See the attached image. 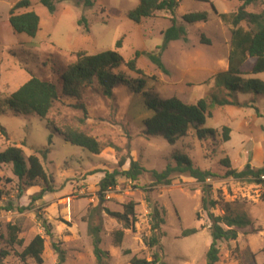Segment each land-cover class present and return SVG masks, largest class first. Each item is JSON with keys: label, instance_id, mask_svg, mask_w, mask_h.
Here are the masks:
<instances>
[{"label": "rangeland", "instance_id": "rangeland-1", "mask_svg": "<svg viewBox=\"0 0 264 264\" xmlns=\"http://www.w3.org/2000/svg\"><path fill=\"white\" fill-rule=\"evenodd\" d=\"M19 1L0 0L1 101L32 75L60 85L62 73L76 62L77 53L95 55L117 50L119 40L122 44L117 51L126 61L140 53L137 67L146 76L144 92L163 99L178 98L186 104L200 99L210 102L213 95L227 96L225 90L215 86L214 77L228 71L233 28L229 20L220 16L236 12L239 0H179L174 15L157 12L140 24L127 17L139 0H91L93 7H86L83 0H62L54 13L43 7L40 0H30L41 20L34 39L16 35L10 26L9 11ZM263 4L261 0L247 10L261 12ZM194 13H206L207 21L186 23L184 17ZM81 17L87 19L83 27L78 26ZM174 21L186 29L187 40L173 41L163 52L161 59L168 71L164 73L147 55H160L158 47L164 44V32ZM119 72L127 79L136 77L126 68ZM251 78L264 82V73ZM114 95L112 99L104 98L96 87L82 89L80 100L62 93L48 115L49 123L56 128L75 125L96 137L104 146L100 155L68 144L37 115L16 114L2 103L0 153L18 146L26 158L37 155L55 190L32 201L43 183L21 190L22 184L12 174V165L1 168L0 175L13 180L0 184V254L9 253L2 263L36 264L33 259L22 261L20 254L40 234L45 237L43 264L58 263L54 245L64 251L65 264H97L88 232L91 216L102 227L101 247L109 253L107 264H131L133 258L151 262L154 254H159L166 264H207L211 222L201 208L202 185L179 174L173 175L171 185H157L152 174L163 172L167 166L174 167L175 157L186 155L195 167L218 176L207 181L212 186L213 198L219 201L213 213L222 216L229 205L233 215H246L252 222L238 230L236 241L220 243V260L216 264H264V183L225 178L226 169L221 165L225 157L237 170L244 169L245 160L254 168L264 162V95L239 93L238 99L245 106L215 107L206 128L218 132L216 142L199 141L191 132L174 145L163 137L145 134L142 124L150 113L145 109L142 93L134 94L126 85H120L114 89ZM254 107L261 117H257ZM223 127L231 129V140L225 144L221 142ZM122 159L125 165L119 168ZM132 161L139 162L147 172L135 182L119 176L115 188L101 193L99 185L105 174L127 171ZM147 199L152 208L161 210L165 219L160 245L152 249L146 245L151 236L152 209ZM129 203L135 205L136 222H130L126 228L115 215L123 214ZM43 221L51 225V236L46 235ZM9 224L18 228L23 246H10ZM190 229L197 233L183 237L182 233ZM118 230L125 233L120 246L115 243Z\"/></svg>", "mask_w": 264, "mask_h": 264}, {"label": "trees", "instance_id": "trees-1", "mask_svg": "<svg viewBox=\"0 0 264 264\" xmlns=\"http://www.w3.org/2000/svg\"><path fill=\"white\" fill-rule=\"evenodd\" d=\"M62 0H40V4L49 12L56 11L57 3ZM208 3L209 0H195ZM261 0H239L240 6L232 14H222V20H229L232 26V47L228 71L215 75V86L222 91L227 92V96L220 98L213 95L208 102L206 99H200L194 104H186L178 98L163 99L144 92L146 87V76L144 72L137 67V61L140 53L136 52L133 59L126 61L117 51L121 48L122 41L116 43L117 50H107L95 55H88L80 52L76 55V62L69 66L61 76L60 85L49 80L41 79L36 75L23 84L17 91L12 93L2 103L16 114H35L48 126H52V132L61 136L65 142L89 151L94 155H100L104 149L102 143L93 135L83 131L75 125H68L62 129L56 128L48 121V115L55 104L61 100L62 93L70 98L80 100L82 89L96 87L99 93L107 99H112L114 89L120 85H126L134 94H141L144 97V106L150 116L143 121V129L147 136L163 137L170 145H174L179 139L188 136L191 132L195 133L199 141L210 140L216 142L219 134L215 129L206 128L208 119L213 118V109L217 106H235L243 107L246 104L238 99L239 93L264 95V82L251 76L264 73V4L261 12H249L248 7H256ZM86 7H93L91 0H83ZM179 7V0H139V5L131 10L127 17L136 24L143 20L153 18L157 12H169L174 15ZM30 0H21L13 5L9 11V23L16 35L34 39L40 31V17L32 10ZM215 10V9H214ZM186 23L207 21L206 13H194L184 17ZM87 24V19L81 17L78 26L83 27ZM88 30V28H85ZM187 31L184 27L174 24L164 32V44L158 47L159 54H148V59L159 70L167 73V69L161 59L163 52L173 41L187 40ZM120 68H126L133 73L135 79H127L124 74L119 72ZM84 108V107H80ZM257 117H261L259 110L254 107ZM50 128V127H48ZM2 131L5 133L4 129ZM231 140V129L223 127L221 142L227 143ZM176 165L167 166V168L158 173L152 174L155 184L169 186L172 184L173 175H188L202 185V211L207 213L211 222L210 235L211 244L206 254L207 264H216L220 260V243L236 241L238 239V230L251 226L252 222L246 215H233L226 205V212L222 216H216L213 211L219 206V201L213 198L212 186L207 183L209 179L218 177L209 170H202L195 167L192 161L186 155L175 157ZM4 165H12V174L22 184L21 190H27L34 187L38 182L43 183L41 191L32 197V201L43 198L48 193H54V187L50 183L40 158L37 155L29 157L24 156L21 147L10 146L0 153V170ZM125 165V160L119 162V168ZM221 165L226 169L225 178H233L238 181H246L250 184L262 185L264 183V167L254 168L247 163L243 170L233 169L229 157L221 161ZM147 172L140 163L132 161L127 171L115 170L113 173L107 172L100 182V191L105 193L117 186L119 176H124L128 180L135 182L139 177ZM12 179H4L0 175L1 183H12ZM147 202L152 208L151 200ZM3 210L0 207V211ZM22 212V208H18ZM124 222L126 228L130 222H136L135 205L129 203L124 206V213L115 215ZM151 236L146 240L149 248L160 245V232L165 224V219L161 210L153 207L149 213ZM43 229L47 236H51V225L45 221L42 222ZM10 246H23L24 241L18 239V228L8 225ZM88 232L93 241V253L97 264H107L109 253L104 251L102 245V227L94 223L93 217L88 219ZM197 233L196 229L186 230L182 233L183 237H188ZM124 231L118 230L115 233V243L120 246L123 242ZM54 248L58 254V263L65 264V253L57 245ZM45 251V237L36 235L31 242L24 248L20 254L22 261L33 259L36 264H43ZM130 254L129 251L125 252ZM9 255L2 251L0 254V264L2 258ZM131 264H166L162 262L159 254L153 255V261L148 262L144 259L133 258Z\"/></svg>", "mask_w": 264, "mask_h": 264}, {"label": "crops", "instance_id": "crops-1", "mask_svg": "<svg viewBox=\"0 0 264 264\" xmlns=\"http://www.w3.org/2000/svg\"><path fill=\"white\" fill-rule=\"evenodd\" d=\"M33 10V9H32ZM244 165H243V167H245L246 166V164H247V161L245 160L244 162ZM261 163H259V165H257V167L256 168H261L262 166H264V162L262 163V165H260ZM261 166V167H260ZM241 170H243V169H241ZM241 170H239V171H241Z\"/></svg>", "mask_w": 264, "mask_h": 264}, {"label": "built area", "instance_id": "built-area-1", "mask_svg": "<svg viewBox=\"0 0 264 264\" xmlns=\"http://www.w3.org/2000/svg\"><path fill=\"white\" fill-rule=\"evenodd\" d=\"M263 179H264V177H263Z\"/></svg>", "mask_w": 264, "mask_h": 264}]
</instances>
